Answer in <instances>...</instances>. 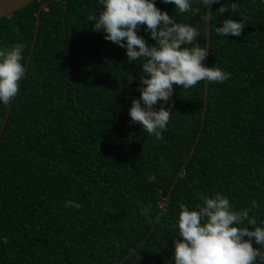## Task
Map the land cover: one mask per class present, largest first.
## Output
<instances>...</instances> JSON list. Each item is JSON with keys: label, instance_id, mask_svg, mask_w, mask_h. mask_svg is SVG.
<instances>
[{"label": "trees", "instance_id": "obj_1", "mask_svg": "<svg viewBox=\"0 0 264 264\" xmlns=\"http://www.w3.org/2000/svg\"><path fill=\"white\" fill-rule=\"evenodd\" d=\"M45 1L0 19V46L24 43L25 65ZM155 3L197 27L206 46L203 5L191 15ZM217 7L208 66L231 76L189 89L174 84L162 139L129 123L140 64L92 29L88 15L100 10L99 0H55L42 10L0 138V236L7 237L0 264H173L180 204L194 207L216 192L238 210L255 200L250 215L264 221V4L239 0L230 15L247 17L246 26L228 37L215 32L229 14L217 16ZM138 34L154 43L143 26ZM206 93L204 127L189 157ZM9 105L0 104V130ZM66 200L81 207H65Z\"/></svg>", "mask_w": 264, "mask_h": 264}, {"label": "clouds", "instance_id": "obj_2", "mask_svg": "<svg viewBox=\"0 0 264 264\" xmlns=\"http://www.w3.org/2000/svg\"><path fill=\"white\" fill-rule=\"evenodd\" d=\"M172 4L179 13L197 15L203 5L211 19V5L217 16L228 12L220 26L214 25L217 35L240 36L247 17L232 18L231 12L239 0H161ZM264 4V0H260ZM101 8L90 13L94 31L103 32L104 39L126 50L129 63H139V96L131 100L128 109L130 124H140L143 131L163 138L172 114L171 97L174 84L189 89L200 81L222 83L230 72L221 67L205 66L209 48L201 46L200 30L191 23L178 22L167 11L157 7L155 0H99ZM143 26L154 43L138 32ZM25 44L13 42L0 46V104L9 105L17 96L26 76L23 63ZM159 104V107L157 105ZM168 105L165 107V105ZM149 182L155 174L148 175ZM202 203L190 207L180 204L174 227L178 236L173 239V264H264V221L260 223L250 213L258 205L236 209L227 196L216 192L202 195ZM65 207L79 208L74 200ZM6 242V236H0Z\"/></svg>", "mask_w": 264, "mask_h": 264}, {"label": "water", "instance_id": "obj_3", "mask_svg": "<svg viewBox=\"0 0 264 264\" xmlns=\"http://www.w3.org/2000/svg\"><path fill=\"white\" fill-rule=\"evenodd\" d=\"M35 0H0V19L3 18V17H10L15 11L25 7L26 5H28L29 3L33 2ZM55 0H48V1H45L44 3H42L38 9V12H37V23H36V30H35V35H34V39H33V45H32V49H31V53L28 57V61H27V64H26V71H27V68H28V64L30 62V59H31V56H32V52H33V49L35 47V44H36V41H37V37H38V34H39V27H40V15H41V12L43 9H45L46 7H48V5L53 2ZM213 8V5H211V10ZM211 19L209 20L207 18V26H206V47L208 46L209 50H210V44H211ZM208 57H209V52H208V55L206 57V59L204 60V64L205 66H208ZM206 86H208V82L206 81ZM14 100V99H13ZM13 102V101H12ZM12 102L11 104L9 105V109H8V112L6 114V117L4 119V123L1 127V130H0V138L2 136V133H3V129H4V125L7 121V118H8V115H9V112H10V109H11V106H12ZM207 102H208V96H207V93H206V96H205V107H204V112H203V119H202V123H201V128H200V131H199V134H198V137H197V140L194 144V147L193 149L191 150L190 152V155L189 157L192 155V153L194 152V149L196 147V144L198 143V140L200 138V135L202 133V130H203V127H204V123H205V117H206V111H207ZM188 157V159H189ZM187 159V160H188ZM186 163L187 161L182 165L179 173H178V177H180L184 170H185V166H186ZM177 181V180H176ZM176 181L172 184L171 186V189L169 191V194L168 196L166 197L165 199V202L162 206V211L165 210L166 208V205L169 201V196H170V193L172 191V189L174 188L175 184H176Z\"/></svg>", "mask_w": 264, "mask_h": 264}]
</instances>
